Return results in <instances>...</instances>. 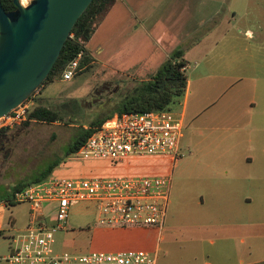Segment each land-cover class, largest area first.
I'll return each mask as SVG.
<instances>
[{
    "label": "rangeland",
    "instance_id": "rangeland-1",
    "mask_svg": "<svg viewBox=\"0 0 264 264\" xmlns=\"http://www.w3.org/2000/svg\"><path fill=\"white\" fill-rule=\"evenodd\" d=\"M31 1L20 0V3L27 6ZM148 9L153 17L152 38L141 44L137 41V56L151 53L152 60L162 59L161 48L154 42L160 35L170 41L171 38L177 39L175 48L172 42L168 43L166 60L178 50L183 52L185 46L193 45L186 57L187 62L183 58L178 60L187 68L181 72L187 77L189 89L168 108L176 114L184 112L185 120L180 157L171 173L163 225L166 227L171 221L193 223L201 217L215 219L217 208L207 197L211 186L205 177L212 173L213 165L223 162L213 163L214 156L225 152L228 147L216 140L249 137V131L241 130L247 122L245 108L251 100L258 107L264 98V75L252 66L253 61L264 60V0H151ZM199 39L202 43L194 47ZM97 43L94 39L90 45L94 47ZM110 44L97 57L98 63L92 64L91 61L68 81L62 79V74L53 77L34 93L32 106L53 110L59 115L58 122L31 121L0 135V199L11 198L10 191L14 186L38 177L50 167L49 177L64 178H77L84 173L109 178L126 172V164L118 166L109 161L84 163L76 154H67L69 145L82 128H89L90 123L101 115L113 113L125 95L146 82L137 80L138 76L136 78L128 71L132 67L126 64L129 51L134 49L132 43L122 40L120 45L123 48L119 49L113 48L112 42ZM120 58L126 65L119 64ZM221 58L227 61L238 59L241 65L229 72L221 71ZM152 69L150 66L149 71ZM151 77L149 74L142 78L149 80ZM257 118L255 114L253 120ZM251 133L255 139L256 130ZM246 147L242 143L235 149L240 166ZM202 199L205 200L203 205ZM4 212H7L5 218ZM11 217L16 219V225L24 224L28 218V206L17 204L0 212V226L1 229L4 227L0 234V255L7 253L11 237L16 234L7 223ZM89 228H101L96 223L94 206L79 204L71 208L66 231L83 230L85 239L90 242L96 238L94 233L87 232ZM66 231L55 235L53 253H74L65 248ZM97 243L102 244L99 240Z\"/></svg>",
    "mask_w": 264,
    "mask_h": 264
},
{
    "label": "built area",
    "instance_id": "built-area-1",
    "mask_svg": "<svg viewBox=\"0 0 264 264\" xmlns=\"http://www.w3.org/2000/svg\"><path fill=\"white\" fill-rule=\"evenodd\" d=\"M81 58L82 52L65 66L63 80L77 74ZM31 108L27 100L2 117L0 131L27 122ZM183 128L184 115L168 109L115 113L95 127L76 155L84 163L126 164V172L109 178L51 176L1 201L0 212L9 205H27L28 221L11 237L0 264H156L155 256L142 250L74 254L53 253L52 246L55 235L67 230L71 208L79 204L94 206L99 227L162 228Z\"/></svg>",
    "mask_w": 264,
    "mask_h": 264
},
{
    "label": "crops",
    "instance_id": "crops-1",
    "mask_svg": "<svg viewBox=\"0 0 264 264\" xmlns=\"http://www.w3.org/2000/svg\"><path fill=\"white\" fill-rule=\"evenodd\" d=\"M150 1L117 0L113 4L105 17L95 26L90 40L85 45L92 64L98 63L97 57L111 46L110 42L113 48L119 49L123 48L120 45L122 40H129L134 48L129 51L128 63L126 62L132 66L128 69L130 74L136 78L138 76L139 81H148L142 77L146 78L149 74L156 73L168 57L166 55L164 58L168 43L172 42L171 45L175 48L174 41L177 39L171 38L170 41L168 38L163 39L162 35L155 38L156 47L161 48L160 60H152L151 53L137 56V41L139 40L141 44L144 40L152 38L150 29L153 17L150 8L148 9ZM94 39L98 43L91 47V41ZM201 43L199 39L194 47ZM192 47L193 45L185 46L183 52L178 50L182 52V58L186 62ZM219 61L221 71L224 72L241 65L238 59L227 61L221 58ZM119 64H125L123 58L119 59ZM150 66H153L152 71H149ZM252 66L264 75L263 59L259 63L253 61ZM83 70L84 68L80 72ZM188 89L187 81L185 94ZM182 114L184 115V112ZM255 114L258 117L256 121L253 120ZM244 116L247 117V122L241 130L249 131V137L216 140L228 147L225 152L214 156L216 159H213V163L220 160L223 162L215 167L213 165L212 173L205 177L211 186L207 197L217 208L215 219L201 217L193 223L171 221L160 229L89 228L87 232L91 231L96 238L90 242L85 239L83 230L77 232L65 230V248L74 251V254L142 250L154 255L156 264H264V98L258 107L251 100L245 108ZM254 129L257 133L255 139L251 135ZM242 143L247 147L241 155L243 164L240 166L235 149ZM4 200L8 201L10 198H2L0 202ZM204 203L205 200L202 199L201 205ZM10 206L15 205H9L7 209ZM6 213H3L4 218ZM27 221L28 218L24 224L16 225V219L11 217L7 223L17 234L24 229ZM3 228L0 226V234ZM98 240L102 244H98ZM103 242L108 243L104 245Z\"/></svg>",
    "mask_w": 264,
    "mask_h": 264
},
{
    "label": "water",
    "instance_id": "water-1",
    "mask_svg": "<svg viewBox=\"0 0 264 264\" xmlns=\"http://www.w3.org/2000/svg\"><path fill=\"white\" fill-rule=\"evenodd\" d=\"M12 2L9 13L0 3V119L41 87L93 0Z\"/></svg>",
    "mask_w": 264,
    "mask_h": 264
},
{
    "label": "trees",
    "instance_id": "trees-1",
    "mask_svg": "<svg viewBox=\"0 0 264 264\" xmlns=\"http://www.w3.org/2000/svg\"><path fill=\"white\" fill-rule=\"evenodd\" d=\"M116 1L117 0H93L73 27L69 38L60 52L59 58L45 81L56 76H61L65 66L80 52H82V58L79 63L80 70L91 62V58L85 48V45L90 40L95 26L105 17ZM0 3L4 11L7 13L15 10L12 0H0ZM181 58L182 52H175L174 55H172L160 66L156 73L152 75L150 80L135 86L131 92L125 95L113 113L109 115H101L99 119L90 123L89 128H82L76 134L75 140L69 145L67 154H76L83 143L93 133V129L115 113L132 111L144 113L167 110L176 98H180L184 95L186 90L187 77L181 72L184 65L183 62H178ZM33 96L34 94L32 97ZM32 97L29 98V100H31ZM58 120L59 115L53 110L43 106H32L28 116V121L25 122L24 125L29 124L31 121L52 124L58 122ZM6 131L7 130H1L0 135ZM51 169L52 167L30 181L25 180L18 183L12 188L10 194L12 195L20 189L33 185V183L37 184L44 181L49 177ZM6 198L9 199L10 196H7Z\"/></svg>",
    "mask_w": 264,
    "mask_h": 264
},
{
    "label": "bare ground",
    "instance_id": "bare-ground-1",
    "mask_svg": "<svg viewBox=\"0 0 264 264\" xmlns=\"http://www.w3.org/2000/svg\"><path fill=\"white\" fill-rule=\"evenodd\" d=\"M171 60V59H170ZM133 112V111H132ZM22 126V125H21ZM34 184V183H33ZM21 190V189H20ZM5 199V198H4ZM5 201V200H4Z\"/></svg>",
    "mask_w": 264,
    "mask_h": 264
}]
</instances>
